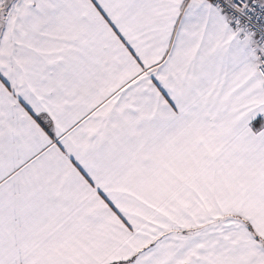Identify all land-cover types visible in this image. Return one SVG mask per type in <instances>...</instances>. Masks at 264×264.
Returning a JSON list of instances; mask_svg holds the SVG:
<instances>
[{
  "label": "snow or ice",
  "instance_id": "1",
  "mask_svg": "<svg viewBox=\"0 0 264 264\" xmlns=\"http://www.w3.org/2000/svg\"><path fill=\"white\" fill-rule=\"evenodd\" d=\"M0 264H264V0H0Z\"/></svg>",
  "mask_w": 264,
  "mask_h": 264
}]
</instances>
